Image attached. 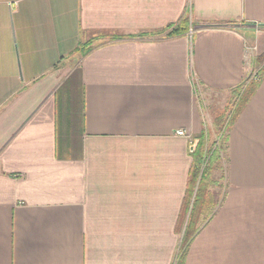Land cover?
Listing matches in <instances>:
<instances>
[{"label": "crops", "instance_id": "0c3cea01", "mask_svg": "<svg viewBox=\"0 0 264 264\" xmlns=\"http://www.w3.org/2000/svg\"><path fill=\"white\" fill-rule=\"evenodd\" d=\"M263 56L264 0H0V264H179L191 147ZM208 174L182 264H264V79Z\"/></svg>", "mask_w": 264, "mask_h": 264}, {"label": "trees", "instance_id": "16d2710c", "mask_svg": "<svg viewBox=\"0 0 264 264\" xmlns=\"http://www.w3.org/2000/svg\"><path fill=\"white\" fill-rule=\"evenodd\" d=\"M181 25L175 26L173 30L170 32L171 35L180 34L183 31L188 29V19L184 18L182 20ZM117 36L109 37L108 39H115ZM102 38L98 37L95 40L91 41L87 44V47L83 49L86 52L89 48L94 47L93 44L101 43L105 40H100ZM80 46V45H79ZM260 80L252 83V85H248L244 90V93H240L239 100L233 109L230 117L226 120V124L224 126V130L219 140L216 143L209 144V137L206 132L197 138L198 144L195 151L192 153L193 155V163L189 175L188 188L185 196V200L181 209V220L185 218L186 214L190 211L188 224L185 229L184 238L181 245V256L179 260V264H182V260L184 258V252L186 246L191 241L194 236V233L197 231V227L194 226L195 220L198 219L200 214L204 213L208 208V203H211L208 197V191L206 189V180L209 176V166L215 160H219L221 158L222 152L225 150V143L228 141V131L233 126L237 117L242 112L243 108L251 99L252 95L256 91L259 86V83L264 79V71L261 72ZM207 154L210 155V160L207 165L204 167L205 157ZM194 199V200H193ZM193 202V203H192ZM191 204L192 207H191ZM191 207V208H190Z\"/></svg>", "mask_w": 264, "mask_h": 264}, {"label": "rangeland", "instance_id": "374dc122", "mask_svg": "<svg viewBox=\"0 0 264 264\" xmlns=\"http://www.w3.org/2000/svg\"><path fill=\"white\" fill-rule=\"evenodd\" d=\"M262 71H264V56L261 59L259 58L258 60L254 59L251 79L246 83L245 87L241 90V93H244V90L246 89L248 85H252V83H255L257 81V78L260 77ZM238 93L240 95V92ZM239 95H236V96H239ZM235 98L232 100L233 102L225 109V111L221 115H219L217 119V123L214 121L213 127L210 125H207L210 145L214 142L216 143V141H218L220 136L222 135L224 126L226 124L225 122L228 119V117H230L233 111V108H235V105L237 104L239 100V97H237L236 99ZM209 158H210V155L207 154V156L205 157V163L203 165L204 167L209 162L210 160ZM212 210L208 211L207 216L213 212Z\"/></svg>", "mask_w": 264, "mask_h": 264}, {"label": "built area", "instance_id": "2783aa9c", "mask_svg": "<svg viewBox=\"0 0 264 264\" xmlns=\"http://www.w3.org/2000/svg\"><path fill=\"white\" fill-rule=\"evenodd\" d=\"M255 50H256V47L255 46L249 45V47L247 48V59L248 60H251L252 59V56H253V53H254ZM176 133L178 135H187L188 134L187 131H185L183 129H178L176 131Z\"/></svg>", "mask_w": 264, "mask_h": 264}, {"label": "water", "instance_id": "95a60500", "mask_svg": "<svg viewBox=\"0 0 264 264\" xmlns=\"http://www.w3.org/2000/svg\"><path fill=\"white\" fill-rule=\"evenodd\" d=\"M196 144H197V142L191 147V150H195V147H196Z\"/></svg>", "mask_w": 264, "mask_h": 264}]
</instances>
